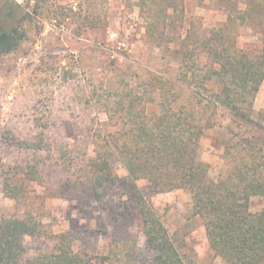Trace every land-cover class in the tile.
Wrapping results in <instances>:
<instances>
[{
  "label": "rangeland",
  "instance_id": "obj_1",
  "mask_svg": "<svg viewBox=\"0 0 264 264\" xmlns=\"http://www.w3.org/2000/svg\"><path fill=\"white\" fill-rule=\"evenodd\" d=\"M0 9L13 12L26 31L17 49L0 57V221L25 211L41 220L48 234L25 237L27 257L52 249V235L69 232L76 248L111 264H153L131 190L109 183L96 195L90 165L105 135L121 125V97L136 100L129 117L142 119L156 109L160 78L173 81L165 84L168 93L180 95L173 49L193 47L199 32L226 21L225 8L219 0H0ZM234 32L240 46L260 52L258 33L244 26ZM182 88L186 101L190 92ZM199 92L198 99H208ZM185 103L206 124L199 155L210 175L240 190L255 181L264 186V81L252 108L242 104L253 122L206 100ZM107 110H119L112 121ZM110 165L129 176L119 158ZM17 182L20 202L7 192V183ZM135 183L187 264H224L189 190ZM250 209H264V188L251 195Z\"/></svg>",
  "mask_w": 264,
  "mask_h": 264
},
{
  "label": "trees",
  "instance_id": "obj_2",
  "mask_svg": "<svg viewBox=\"0 0 264 264\" xmlns=\"http://www.w3.org/2000/svg\"><path fill=\"white\" fill-rule=\"evenodd\" d=\"M219 1L227 20L199 32L193 47L183 44L173 49L179 62L178 78L182 81L180 95L168 93L165 84L173 81L160 78L161 86L152 101L156 109L150 115L140 116L142 119L129 117L136 100L121 97L117 108L124 113L118 117L121 125L115 133L105 135L101 151L90 165L96 195L109 183L125 184L131 190L130 198L142 218L153 264L187 263L167 226L148 204V194L136 189L135 181L140 179L146 180L155 191L179 188L190 191L194 213L204 219L210 245L224 264H264V209L259 212L250 209L251 195L258 194L264 186L255 181L240 190L229 186L226 178L214 179L210 175L208 164L199 155L206 124L191 116L187 111L191 106L188 108L185 103L194 99L200 105L206 100L228 109L240 120L253 122L242 104L248 102L252 108L264 81V0ZM240 26L260 35V52L253 53L238 44L234 30ZM25 36L26 31L13 12L8 14L0 9V57L15 51ZM212 82L220 83L221 89H213ZM182 86L190 92L186 101ZM199 90L208 99H198ZM119 110H107L111 121ZM113 158L124 162L129 172L127 178L115 173L110 165ZM11 184L7 183V192L20 202L18 182L15 186ZM46 234L43 223L31 211L2 217L0 264H111L106 256L76 248L69 232L52 235L55 241L52 249L27 257L25 237Z\"/></svg>",
  "mask_w": 264,
  "mask_h": 264
}]
</instances>
